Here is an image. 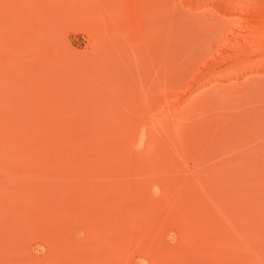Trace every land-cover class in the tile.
<instances>
[{
	"label": "rangeland",
	"instance_id": "374dc122",
	"mask_svg": "<svg viewBox=\"0 0 264 264\" xmlns=\"http://www.w3.org/2000/svg\"><path fill=\"white\" fill-rule=\"evenodd\" d=\"M0 264H264V0H0Z\"/></svg>",
	"mask_w": 264,
	"mask_h": 264
}]
</instances>
